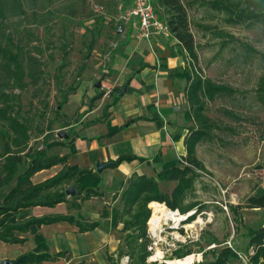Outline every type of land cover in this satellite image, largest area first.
Masks as SVG:
<instances>
[{"label":"rangeland","instance_id":"obj_1","mask_svg":"<svg viewBox=\"0 0 264 264\" xmlns=\"http://www.w3.org/2000/svg\"><path fill=\"white\" fill-rule=\"evenodd\" d=\"M213 1L183 0L197 60L190 62L178 48L176 56L183 66L177 70L186 69L189 76H193L194 71L203 80L233 92L205 102L203 113L214 126L195 146L204 170L196 172L192 190L183 203L198 204L197 212L191 210L193 215L180 223L168 222L160 232L152 233V237L148 224L153 214L152 202L147 206L149 218L145 223V238L137 245L146 241L148 264H166L165 261L173 260L174 252L179 249L201 256L193 264H208L214 260L209 252L218 254L224 247L242 256H249L254 251L247 245L243 223H235L230 210L235 198L228 187L240 188L246 182L262 185L253 172L264 165V106L257 98V88L264 75V24L260 21L230 24L225 12L212 9L210 3ZM131 5L132 0H0V46L7 44L6 36L10 35L15 44L23 46L25 52L39 62L35 81L25 77L24 87L7 90L14 96V110L20 122L30 118L29 147L41 149L53 142L62 143L65 136L72 135L69 125L81 120L82 113L78 110L72 113L68 109V96L84 83L97 92L105 89L103 83L111 74L115 54L120 50ZM158 12L167 18L160 7ZM168 47L173 48V45ZM2 62L0 55V64ZM181 84L184 128L189 131L197 127L191 120L186 98L181 97V91L187 85L185 78ZM6 126V122L0 120V155L5 149L2 133ZM60 133L62 138L58 136ZM59 152V146L47 150L49 155ZM167 162L158 159L159 169ZM86 180L81 178L82 182ZM13 185L14 182L3 188L2 194ZM69 186L76 188L77 184ZM172 186L167 181L158 182L160 191L166 195L170 194ZM66 198L78 205L74 195H66ZM244 198L242 195L238 199L242 205L247 202ZM122 206L120 193L113 210L114 219ZM9 216L11 214L0 216V227ZM23 217L20 215L18 219ZM189 224L192 227L187 228ZM120 234L119 252L128 258L125 264H132L124 242L127 233ZM157 250L161 257L150 260ZM198 251L205 252L206 256L203 258ZM228 264L244 263L238 258Z\"/></svg>","mask_w":264,"mask_h":264},{"label":"crops","instance_id":"obj_2","mask_svg":"<svg viewBox=\"0 0 264 264\" xmlns=\"http://www.w3.org/2000/svg\"><path fill=\"white\" fill-rule=\"evenodd\" d=\"M121 41L111 74L103 83L105 89L97 92L84 83L68 96V109L72 113L78 110L82 117L69 125L72 135L59 145V156H67L68 166L90 171V174L73 179L70 185L93 186L100 196L76 200L78 205L66 198L65 203L52 208L34 207L15 214L17 219L24 216L19 221L31 217L71 216L79 221L98 222L99 226L79 232L75 224L59 221L31 227L25 233L14 232V236L23 242H0V261L16 260L42 243V252L50 256L62 253L63 256L40 264H125V256L119 252L123 225L113 217L117 200L112 201L113 195L119 193L120 196L133 174L154 177L160 170L158 159L173 161L186 155L184 140L188 130L184 128L185 107L180 102L179 91L183 71L177 70L183 63L175 52L180 48L183 55H187L186 51L172 35L151 40L138 38L134 22L127 23ZM184 89L185 86L181 97H185ZM97 93L103 95L93 101ZM126 155L146 161L123 162L116 168L108 166L101 173L96 171L97 163L110 164ZM61 169L62 165H57L42 170L34 174L31 181L34 184L43 182ZM83 177L87 180L82 182ZM167 183L173 185L172 189L176 185L175 182ZM250 183H242L240 188L228 187L235 198L230 206L242 205L238 202L242 195H245L244 200L264 196L263 185ZM240 215L244 228L264 226V208H243Z\"/></svg>","mask_w":264,"mask_h":264},{"label":"trees","instance_id":"obj_3","mask_svg":"<svg viewBox=\"0 0 264 264\" xmlns=\"http://www.w3.org/2000/svg\"><path fill=\"white\" fill-rule=\"evenodd\" d=\"M156 3L166 14L171 35L186 51L190 62L195 63L197 57L194 38L190 31V22L183 0H156ZM210 4L213 10L225 12L228 16L226 21L230 24L237 25L251 21H260L264 24V0H214ZM6 40L7 44L0 46V55L3 59L0 64V120L6 122L7 125L6 131L2 133L6 143L5 149L0 155V216L7 214H11V216L0 227V242L22 243L23 240L16 238L14 232L25 233L31 227L49 225L59 221L75 224L79 232L91 231L100 223L79 221L71 216L31 217L19 221L15 216L18 211L23 209L52 208L60 203H65L67 201L65 189L69 187L71 181L78 176L90 174V171L79 169L76 166H68L66 164L67 156L47 154L49 148L59 146L60 143L53 142L41 149L29 147L30 118L20 122L17 111L14 110L12 100L14 96L7 90L11 87H24L25 77L30 78L32 82L35 81L39 73V62L31 58L23 46L15 44L10 35L6 36ZM186 72L185 69L181 74L187 82L184 93L190 107L191 120L197 127L190 129L184 140L186 155L164 164L155 177L133 174L121 192L123 206L117 212L116 221L123 225L121 233H127L124 242L128 250L127 253L132 257V264H148L146 259L149 254L146 251V241L144 240L137 245L139 240L145 238V223L149 218L148 204L154 201L159 202L170 210H178L182 214L193 209H196L195 212H197L200 208L198 204L184 205L183 203L187 193L192 190L196 172L204 170L202 163L195 155V146L210 134L214 126L203 113L205 102L225 93L232 94L233 92L224 86L203 80L194 71H192L193 76L186 75ZM73 92L74 90H72ZM257 94L258 101L264 106V75L260 79ZM102 95L103 93L98 94L93 101ZM134 160L146 161L143 158L126 155L118 157L110 163L109 167L116 168L123 162ZM57 165H62V169L56 175L43 182L32 183L31 177L34 174ZM159 181L175 182L176 185L171 193L166 195L160 191ZM12 182L14 185L3 195V188ZM73 189L75 190L74 197L80 201L100 196V193L93 186L83 185ZM118 196L119 193L113 195L112 201H115ZM243 208H264V196L249 198L243 206H230L235 217V223L242 222L240 210ZM244 229V236L248 238V247L254 248L253 254L248 256V264H264V226L259 229L249 227ZM43 250L44 244L38 243L32 252L20 256L19 264H40L42 261L56 260L63 256L62 253L50 256L42 252ZM198 253H201L203 258L206 256L205 252L198 251ZM209 253L213 255L214 260L208 264H228L231 260L239 258L238 254L228 247H224L218 254L213 251ZM190 254L189 251L179 249L174 252L171 259H182Z\"/></svg>","mask_w":264,"mask_h":264},{"label":"built area","instance_id":"obj_4","mask_svg":"<svg viewBox=\"0 0 264 264\" xmlns=\"http://www.w3.org/2000/svg\"><path fill=\"white\" fill-rule=\"evenodd\" d=\"M158 11L159 7L157 6L156 0H132V5L127 14L126 22H134L136 24L137 36L140 39L151 40L154 37L170 36L171 33L169 31L167 21L165 18L160 16ZM253 174L260 180L261 184L264 186V165L260 168H255ZM168 222L171 221H161L160 227L156 230V232H160V230L164 228V226H166ZM180 222L181 221H179L178 223ZM156 232H153L149 226V235L154 237L152 233ZM151 250L152 248L149 247L148 251L151 252ZM237 254L244 264H248V256H242L239 253ZM252 254L253 252L249 255ZM124 259L125 261L128 260L127 257H125Z\"/></svg>","mask_w":264,"mask_h":264},{"label":"bare ground","instance_id":"obj_5","mask_svg":"<svg viewBox=\"0 0 264 264\" xmlns=\"http://www.w3.org/2000/svg\"><path fill=\"white\" fill-rule=\"evenodd\" d=\"M152 216L148 222L150 229L153 232H156V230L160 227V223L163 220L166 221H172V222H179V221H184L187 218H189L190 216L193 215V212H189V214H181L179 213V211L176 210H168V208L163 205L162 203H158V202H153L152 204ZM198 221H200V217H198ZM187 228L192 227V225H187ZM157 257H161V252L160 251H156V254H154L153 256H151V260H155ZM201 259V256L199 254L194 255H188L182 259H173V260H167L165 261L166 264H193V262L195 261H199Z\"/></svg>","mask_w":264,"mask_h":264},{"label":"water","instance_id":"obj_6","mask_svg":"<svg viewBox=\"0 0 264 264\" xmlns=\"http://www.w3.org/2000/svg\"><path fill=\"white\" fill-rule=\"evenodd\" d=\"M119 33H121L122 32V29L121 28H119V31H118ZM100 87V85L98 84L97 85V88H99ZM124 91H125V89L124 90H122L121 92H119L118 93V96H121L123 93H124ZM58 136L60 137V138H62L63 137V134H58ZM65 137H67V136H65ZM110 164H100V163H97L96 164V171L98 172V173H101L105 168H107L108 166H109ZM65 195H67V196H69V195H75V190L72 188V187H67L66 189H65ZM20 261H21V258H18V259H16V260H1L0 261V264H19L20 263Z\"/></svg>","mask_w":264,"mask_h":264}]
</instances>
